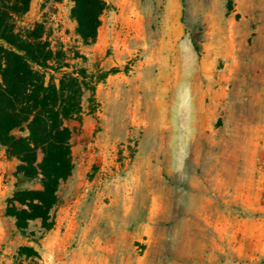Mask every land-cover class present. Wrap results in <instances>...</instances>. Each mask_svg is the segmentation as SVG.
Segmentation results:
<instances>
[{"label": "rangeland", "instance_id": "obj_1", "mask_svg": "<svg viewBox=\"0 0 264 264\" xmlns=\"http://www.w3.org/2000/svg\"><path fill=\"white\" fill-rule=\"evenodd\" d=\"M107 1L89 45L75 34L70 0H32L17 23L43 20L53 46L78 50L90 72L118 74L101 82L93 113L84 97L81 120L66 121L74 167L56 209H73V221L38 245L3 211L15 189L39 184L15 176L0 146V264L23 244L45 264H264L263 50L228 29L264 0H232L230 10L227 0H124L128 21L119 0ZM106 29L116 46L100 39ZM189 71L196 121L185 133L176 96ZM181 139L188 158L178 173Z\"/></svg>", "mask_w": 264, "mask_h": 264}, {"label": "trees", "instance_id": "obj_2", "mask_svg": "<svg viewBox=\"0 0 264 264\" xmlns=\"http://www.w3.org/2000/svg\"><path fill=\"white\" fill-rule=\"evenodd\" d=\"M32 0H0V146L16 159L15 176L36 181L38 188H17L5 200L3 215L17 233L39 244L55 225L60 185L72 174L71 130L66 121H80L86 97L96 110V85L118 69L93 73L86 57L72 47L53 46L45 22L18 25ZM62 0H43L60 2ZM75 34L95 42L106 0H70ZM232 0H227L230 10ZM38 221V229L30 223ZM13 264H45L34 245H19Z\"/></svg>", "mask_w": 264, "mask_h": 264}, {"label": "crops", "instance_id": "obj_3", "mask_svg": "<svg viewBox=\"0 0 264 264\" xmlns=\"http://www.w3.org/2000/svg\"><path fill=\"white\" fill-rule=\"evenodd\" d=\"M124 0H119L117 3V5L121 6V12L119 14V17L121 19V21H128L127 19L129 18V16H127V9H126V5H123L122 2ZM108 3V1H107ZM252 8V13L249 14L247 17H243V19H241L240 22H236V23H229V38H235V36H239L241 39H248L250 37H253L259 47L263 50V52L261 54H259V57L261 58L262 62L264 63V2H259L256 3L254 5H251ZM124 10H125V14H124ZM255 13H254V11ZM100 34V33H99ZM100 36V35H99ZM103 37L106 38V41L111 42L113 45L116 46L117 40L113 38V36L109 33V30L106 29V34L105 36L102 34V37L100 38L101 40H103ZM118 48V47H117ZM104 64L101 63L100 67H102ZM117 66L118 64L114 63L111 64ZM102 70H106L107 68H101ZM118 73H115L114 75H116ZM109 74L106 78L105 81L107 83H110L113 79L112 76ZM126 80V79H125ZM259 81L264 82V76L262 77H258ZM102 85V83H98L96 85V94L95 97H98V91H99V86ZM264 99V97H263ZM98 101V100H96ZM105 189V186L103 187L102 190ZM55 228H58L62 225L63 221L66 220L67 225H70L72 223V219L74 216V210L70 209V207H67L65 209L60 208L59 210H55Z\"/></svg>", "mask_w": 264, "mask_h": 264}, {"label": "clouds", "instance_id": "obj_4", "mask_svg": "<svg viewBox=\"0 0 264 264\" xmlns=\"http://www.w3.org/2000/svg\"><path fill=\"white\" fill-rule=\"evenodd\" d=\"M192 52L194 53V48H191ZM188 49H186L183 45H181V52L186 53ZM187 79L185 80L184 84L181 85L180 88L177 90L176 96V106L178 111L183 115V117L187 120V127H182V131L185 133H191L194 131L193 125L196 121V106L194 97L192 94V86H191V76L192 72L189 71L186 73ZM190 139V136H189ZM188 158L187 153V145L184 143V140L181 139L180 146L177 148L174 160L176 171L182 172L184 168V164ZM186 177H182L185 179Z\"/></svg>", "mask_w": 264, "mask_h": 264}]
</instances>
